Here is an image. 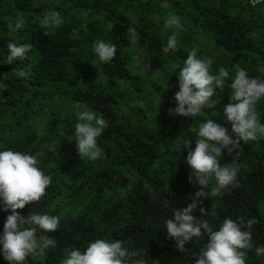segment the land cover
<instances>
[{"label":"trees","instance_id":"obj_1","mask_svg":"<svg viewBox=\"0 0 264 264\" xmlns=\"http://www.w3.org/2000/svg\"><path fill=\"white\" fill-rule=\"evenodd\" d=\"M53 10L63 23L46 29L44 13ZM169 14L181 18L182 29L165 27ZM17 17L25 26L12 30L9 25L14 28ZM174 32L177 47L164 53ZM97 40L116 45L110 63L95 54ZM10 41L32 45L26 59L8 64ZM193 48L210 63L213 75L224 67L229 77L224 90L211 97L215 107L194 118L173 116L169 110L177 107L179 91L174 66L183 67ZM237 64L249 77L264 80V2L0 0V84L5 86L0 89V151L36 156L37 166L52 179L39 202L17 211L60 218L57 231L38 233L56 246L25 264H61L70 251L83 252L96 239L119 240L130 251L140 250L146 264H195L207 234L187 242L181 252L166 221L200 190L189 181L185 142L191 140L194 150L199 124L209 119L231 133L223 109L231 102ZM77 104L107 121L97 138L103 155L95 161L82 159L71 137L79 122ZM257 111L264 124V98ZM241 148L238 157L224 151L220 163L238 167L237 181L216 198L215 215L213 201L203 200L208 215L202 218L219 230L226 218L255 217L259 223L251 229L246 264H264V251H257L264 249V138L241 142ZM10 214L0 198V236ZM193 215L201 217L199 208ZM0 264H9L2 246Z\"/></svg>","mask_w":264,"mask_h":264},{"label":"clouds","instance_id":"obj_2","mask_svg":"<svg viewBox=\"0 0 264 264\" xmlns=\"http://www.w3.org/2000/svg\"><path fill=\"white\" fill-rule=\"evenodd\" d=\"M256 2L257 0H253L254 4ZM62 23L63 19L58 11L44 13L42 27L53 29ZM24 26L23 17L16 18L14 28L9 25L12 30H21ZM165 27L182 29L181 18L169 14L165 19ZM129 33L130 39L137 37L134 28H130ZM177 44L178 32H174L162 51L168 53ZM93 47L101 62L110 63L117 53L115 44L103 40H97ZM7 48V62L12 64L17 59H26L32 45H17L10 41ZM174 67L179 68V91L174 97L177 107L169 110L170 115L194 118L204 108L217 105L211 97L217 89L224 90L225 79L229 77L228 70L220 67L218 74L213 75L210 63L198 58L195 48L189 53L183 67ZM20 75L24 73L21 72ZM4 87L0 84V89ZM230 88L231 102L225 106L223 113L231 123V133L220 123L209 119L199 124V139L196 140L194 150H191V140L185 142V146L189 148L186 157L191 168L189 181L198 185L200 190L194 194L187 207L178 208L173 218L166 221L169 237L175 238L176 248L181 252L187 250V242L207 234L208 242L205 249L196 256L195 264H246L247 250L252 247L251 229L259 223L255 217L247 220L243 217L237 220L226 218L219 230H213L210 223L202 218L208 215V209L201 206L203 200L213 201L211 214L215 215L216 198L222 196L237 181L238 167L220 163L224 151L227 150L230 156L238 157L242 151L241 142L264 138V124L260 122L257 111L258 103L264 98V80L249 77L247 71L237 64ZM76 108L79 122L75 125L74 136L78 153L82 159L95 161L103 155L97 138L108 126L107 121L89 110L86 104H77ZM37 165L38 159L32 154L14 150L0 151V198L4 211L11 210L0 236V246L4 259L9 264H25L30 256L43 254L56 246L53 239L38 233L57 231L60 225L58 216L32 212L23 216L17 211L28 204L39 202L52 183L51 177L45 175ZM198 208L202 214L200 218L193 215ZM61 264H146V260L140 250L130 251L119 240L96 239L83 252L79 249L70 251Z\"/></svg>","mask_w":264,"mask_h":264},{"label":"rangeland","instance_id":"obj_3","mask_svg":"<svg viewBox=\"0 0 264 264\" xmlns=\"http://www.w3.org/2000/svg\"><path fill=\"white\" fill-rule=\"evenodd\" d=\"M201 38H202V37H201ZM202 39L204 40L205 38H202ZM204 41H205V40H204ZM75 113H76V112H75ZM71 130H72V129H71ZM74 134H75L74 132L71 133V137H72L73 140H75V136H74Z\"/></svg>","mask_w":264,"mask_h":264},{"label":"built area","instance_id":"obj_4","mask_svg":"<svg viewBox=\"0 0 264 264\" xmlns=\"http://www.w3.org/2000/svg\"><path fill=\"white\" fill-rule=\"evenodd\" d=\"M261 2H264V0H257V2L255 4H258V3H261ZM252 3H253V0H252Z\"/></svg>","mask_w":264,"mask_h":264}]
</instances>
